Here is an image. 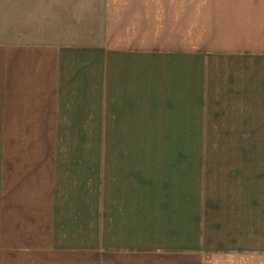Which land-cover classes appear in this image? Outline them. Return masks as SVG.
Listing matches in <instances>:
<instances>
[{
  "label": "crops",
  "instance_id": "crops-1",
  "mask_svg": "<svg viewBox=\"0 0 264 264\" xmlns=\"http://www.w3.org/2000/svg\"><path fill=\"white\" fill-rule=\"evenodd\" d=\"M54 10L0 31V264H264V0Z\"/></svg>",
  "mask_w": 264,
  "mask_h": 264
},
{
  "label": "rangeland",
  "instance_id": "rangeland-1",
  "mask_svg": "<svg viewBox=\"0 0 264 264\" xmlns=\"http://www.w3.org/2000/svg\"><path fill=\"white\" fill-rule=\"evenodd\" d=\"M87 7L98 3L99 0H85ZM79 2L84 0H0V31L7 32L15 36L30 35L36 32H46V21L53 9L62 14L69 6L77 8ZM54 10V11H55ZM74 12L71 19L63 18L64 24L73 23ZM69 20V21H68ZM67 24V25H68ZM65 25L62 29L68 31L70 26ZM162 146H206V139H162Z\"/></svg>",
  "mask_w": 264,
  "mask_h": 264
}]
</instances>
